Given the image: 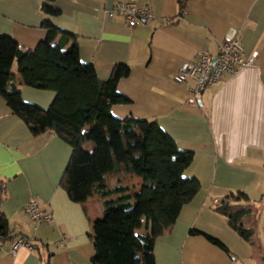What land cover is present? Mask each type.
<instances>
[{
	"label": "crops",
	"instance_id": "1",
	"mask_svg": "<svg viewBox=\"0 0 264 264\" xmlns=\"http://www.w3.org/2000/svg\"><path fill=\"white\" fill-rule=\"evenodd\" d=\"M115 1L126 0H55L51 5L60 14L52 16L42 12L44 0H0V35L35 48L47 35L43 21L50 20L76 36L81 61L93 64L102 79L116 64H128L130 74L117 89L129 101L113 104L112 113L156 119L180 149L194 153L184 176L197 178L201 190L156 240V264H264V0H187L183 10L179 0H136L155 19L134 27L122 16H107ZM230 39H238L248 55L258 51L256 62L208 87L193 103L195 81L176 77L181 63L196 61L204 50L216 55ZM13 72L26 102L50 106L54 92L27 86L17 62ZM84 148L92 152L94 145ZM71 152L56 134L34 135L0 94V179L8 181L1 211L11 235L38 238L50 252L22 247L12 254L10 241L0 248V264H45L47 255L49 264H93L90 236L105 218V199L94 191L80 202L69 197L60 181ZM126 167L105 178L110 188L129 187L136 201L143 178ZM237 191L248 197L241 222L252 231L249 240L215 209ZM32 198L51 211L52 222L25 213ZM135 231L146 234L143 218Z\"/></svg>",
	"mask_w": 264,
	"mask_h": 264
},
{
	"label": "trees",
	"instance_id": "2",
	"mask_svg": "<svg viewBox=\"0 0 264 264\" xmlns=\"http://www.w3.org/2000/svg\"><path fill=\"white\" fill-rule=\"evenodd\" d=\"M54 1L44 0L42 12L59 15L60 10L51 5ZM186 3L187 0H179L181 10ZM42 26L47 35L35 48L23 47L11 35H0V94L11 112L29 125L34 135L51 132L71 146V156L60 181L69 197L80 202L94 191L105 199V218L94 225L90 236L94 246L91 262L156 264V240L173 226L180 208L192 202L201 190L197 178L184 176L194 153L180 149L156 119L132 115L119 118L112 113L113 104L129 101L117 89L118 83L130 74L128 64H116L111 76L102 79L93 64L81 61L74 34L50 20H44ZM15 62L27 86L55 93L49 107L24 100L13 72ZM87 143L94 145L92 152L84 148ZM122 164L128 172L143 178L136 201L129 187L110 188L106 181L105 175L120 171ZM7 182L0 179V248L17 239L10 234L8 218L1 211ZM247 200L245 193L233 192L215 209L249 240L252 231L241 222L249 212L242 203ZM141 218L144 235L135 231ZM209 238L223 246L220 240ZM30 242L40 253L49 252V245L40 239ZM49 257L45 264H49Z\"/></svg>",
	"mask_w": 264,
	"mask_h": 264
},
{
	"label": "built area",
	"instance_id": "3",
	"mask_svg": "<svg viewBox=\"0 0 264 264\" xmlns=\"http://www.w3.org/2000/svg\"><path fill=\"white\" fill-rule=\"evenodd\" d=\"M105 12L109 18L124 17L131 27L143 25L146 21L155 19L154 11L147 6L140 5L136 0L115 1ZM258 54V51H254L248 55L238 39L225 40L220 43L216 55L204 50L198 53L196 61L182 62L176 77L179 81H195L191 88V101L196 104L199 101V95L204 90L219 83L226 76L237 73L241 68L253 65ZM216 202L219 201L216 200ZM24 210L36 222L53 221L51 211L42 207L37 198L30 199ZM22 247L34 249L29 239L19 237L12 242L10 251L15 254Z\"/></svg>",
	"mask_w": 264,
	"mask_h": 264
}]
</instances>
